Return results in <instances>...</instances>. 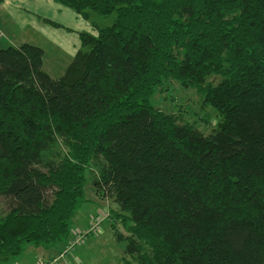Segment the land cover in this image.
Returning <instances> with one entry per match:
<instances>
[{
    "label": "trees",
    "instance_id": "obj_1",
    "mask_svg": "<svg viewBox=\"0 0 264 264\" xmlns=\"http://www.w3.org/2000/svg\"><path fill=\"white\" fill-rule=\"evenodd\" d=\"M54 1L116 17L58 79L41 47L0 48V262L67 245L90 174L131 222L125 264H264V0ZM169 81L213 133L152 103Z\"/></svg>",
    "mask_w": 264,
    "mask_h": 264
},
{
    "label": "rangeland",
    "instance_id": "obj_2",
    "mask_svg": "<svg viewBox=\"0 0 264 264\" xmlns=\"http://www.w3.org/2000/svg\"><path fill=\"white\" fill-rule=\"evenodd\" d=\"M88 18L54 0H0V48L30 44L44 50L43 70L52 78L62 77L80 48V33L97 34L98 27L113 24L116 15L102 18L88 11ZM220 77L209 83L217 85ZM197 89L169 81L155 92L152 103L166 114L176 116L182 124L194 126L205 135L213 133L221 121L216 109L206 103ZM61 145V144H60ZM62 146V145H61ZM85 187L84 203L76 211L68 244L56 249L26 244L24 252L10 262L0 264H125L129 219L112 217L116 204L96 196L93 186ZM8 210V202L0 198V213ZM82 242L75 247V244ZM74 247V249H72Z\"/></svg>",
    "mask_w": 264,
    "mask_h": 264
},
{
    "label": "built area",
    "instance_id": "obj_3",
    "mask_svg": "<svg viewBox=\"0 0 264 264\" xmlns=\"http://www.w3.org/2000/svg\"><path fill=\"white\" fill-rule=\"evenodd\" d=\"M81 243H82V242H78V243H76V244H75V247L78 246V245H80ZM72 249H74V247H72Z\"/></svg>",
    "mask_w": 264,
    "mask_h": 264
},
{
    "label": "crops",
    "instance_id": "obj_4",
    "mask_svg": "<svg viewBox=\"0 0 264 264\" xmlns=\"http://www.w3.org/2000/svg\"><path fill=\"white\" fill-rule=\"evenodd\" d=\"M2 37H4L2 34H1V37H0V39H2ZM72 62V61H71Z\"/></svg>",
    "mask_w": 264,
    "mask_h": 264
}]
</instances>
